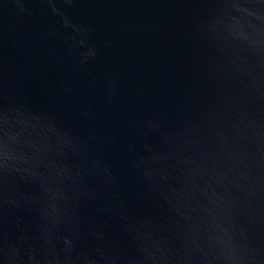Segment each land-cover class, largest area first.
I'll return each mask as SVG.
<instances>
[{
  "label": "water",
  "instance_id": "water-1",
  "mask_svg": "<svg viewBox=\"0 0 264 264\" xmlns=\"http://www.w3.org/2000/svg\"><path fill=\"white\" fill-rule=\"evenodd\" d=\"M0 264H264V0H0Z\"/></svg>",
  "mask_w": 264,
  "mask_h": 264
}]
</instances>
